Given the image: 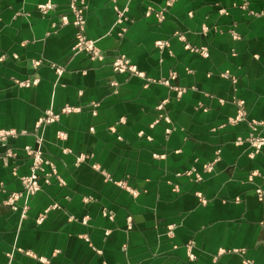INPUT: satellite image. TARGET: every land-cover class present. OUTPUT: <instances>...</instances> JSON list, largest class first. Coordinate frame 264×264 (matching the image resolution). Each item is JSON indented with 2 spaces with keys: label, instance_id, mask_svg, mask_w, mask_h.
I'll return each mask as SVG.
<instances>
[{
  "label": "crops",
  "instance_id": "crops-1",
  "mask_svg": "<svg viewBox=\"0 0 264 264\" xmlns=\"http://www.w3.org/2000/svg\"><path fill=\"white\" fill-rule=\"evenodd\" d=\"M167 1L86 0L94 61L73 50L70 0H0V130L16 132L0 144V264H264V146L239 143L251 122L264 137V0L146 15ZM120 56L141 74L116 73ZM240 101L246 121L232 123ZM65 107L79 110L37 127ZM26 147L57 176L14 209Z\"/></svg>",
  "mask_w": 264,
  "mask_h": 264
},
{
  "label": "built area",
  "instance_id": "built-area-1",
  "mask_svg": "<svg viewBox=\"0 0 264 264\" xmlns=\"http://www.w3.org/2000/svg\"><path fill=\"white\" fill-rule=\"evenodd\" d=\"M86 0H70L69 7L70 11L74 16V22L77 31H76V37H75V45L73 47L74 52H87L90 55V58L94 61H102L104 60L105 56L100 51V49L97 47L95 41H92L87 38L86 36ZM115 1V0H112ZM177 0H168L166 3V6L159 12L154 11L152 8L147 11V16H151L153 13L157 17L158 21L162 22L165 20V14L167 10L175 3ZM55 5L53 3L48 2L44 5H41L39 7V10L46 14L52 9H54ZM117 13V25H122L121 31L119 33V36H122L126 31L127 28L125 27V24L129 22V18L127 16L126 10H120L116 9ZM62 22L64 24H68L67 17H64L62 19ZM179 36V35H177ZM179 39L181 41H184L183 36H179ZM158 49L163 50L166 47H168V43H157L156 44ZM190 48V47H187ZM194 52L201 53V55L207 56V52L205 49L199 50V49H192ZM36 65H40V62H37ZM113 69L116 73H131L134 75H140L141 73L138 71V69L131 63V61L125 57L120 56L117 57L113 63ZM168 84V82H166ZM24 86H31L34 84H37V81H26L21 83ZM177 95L180 97L184 94V89L175 88ZM160 110L163 109V106L161 105L159 107ZM79 109L72 108V107H65L60 112H55L53 110H47L44 114V116L39 120L37 127H43L47 125L54 124L58 122L61 119L62 115L65 114H71L74 112H77ZM246 121V112L244 110V103L239 102V110L235 118L231 119L232 123H238ZM261 125V123L258 122H251V134L248 139L240 142H248L250 146L253 148V152L251 154L252 157H254L256 154L260 153L264 146V137L256 135L258 126ZM16 136V132L13 130L5 131L0 130V144L5 143L8 138ZM61 137H64V134L61 135ZM27 154L32 158L33 165H32V172L30 176L23 177L21 179V182L23 184V192L21 193H15L12 194L7 203L12 208L17 209L16 202L21 199L25 198L28 199L38 193L42 190V182L41 180H44V184H50L52 182V178L54 176H57V171L52 170L50 173L45 174L42 176L44 165L48 164V161L44 157V152L41 147H38L37 149L26 147ZM8 156H13L14 154L12 151H8ZM80 160V159H79ZM205 169L207 172H211L213 170V165H206ZM197 180L201 179L200 175H196ZM60 181V179H59ZM62 182V181H61ZM259 197L262 199L264 197V194L261 190L257 191ZM26 215L27 208L25 207V211H23ZM45 218V216L41 217L39 221H42ZM129 222H131V219H129ZM246 264H253L250 262H246Z\"/></svg>",
  "mask_w": 264,
  "mask_h": 264
}]
</instances>
